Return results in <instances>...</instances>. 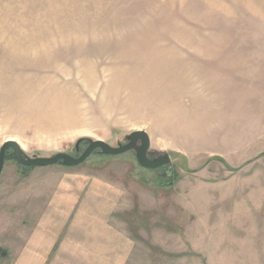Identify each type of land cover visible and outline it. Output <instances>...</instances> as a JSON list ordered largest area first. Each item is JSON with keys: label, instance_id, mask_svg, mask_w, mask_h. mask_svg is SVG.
Wrapping results in <instances>:
<instances>
[{"label": "rangeland", "instance_id": "1", "mask_svg": "<svg viewBox=\"0 0 264 264\" xmlns=\"http://www.w3.org/2000/svg\"><path fill=\"white\" fill-rule=\"evenodd\" d=\"M139 130L164 169L134 152L26 168L9 151L0 264L66 184L121 188L117 217L156 262L264 264V0H0V149L77 156Z\"/></svg>", "mask_w": 264, "mask_h": 264}, {"label": "crops", "instance_id": "2", "mask_svg": "<svg viewBox=\"0 0 264 264\" xmlns=\"http://www.w3.org/2000/svg\"><path fill=\"white\" fill-rule=\"evenodd\" d=\"M95 192L98 188L86 190L78 184L54 188L53 196L47 197V220L29 230L14 264L180 263L178 252L172 251L167 252V263L154 261L144 243L129 233L127 221L117 217L125 211L121 188L113 185ZM220 261L231 264L226 257Z\"/></svg>", "mask_w": 264, "mask_h": 264}, {"label": "water", "instance_id": "3", "mask_svg": "<svg viewBox=\"0 0 264 264\" xmlns=\"http://www.w3.org/2000/svg\"><path fill=\"white\" fill-rule=\"evenodd\" d=\"M126 143H119L113 147L102 140L81 139L75 145L77 156L67 153H59L52 157H29L25 154L21 146L16 141H7L0 149V176L6 160V153L12 150L15 159L26 168L48 167L60 164L66 168H75L85 163L93 153H100L107 156H118L127 152H134L136 160L144 169L156 170L167 166L171 163V159L166 154L157 157H150L151 140L147 132L139 130L131 133L126 137ZM86 143L85 150L81 153V144Z\"/></svg>", "mask_w": 264, "mask_h": 264}, {"label": "flooded vegetation", "instance_id": "4", "mask_svg": "<svg viewBox=\"0 0 264 264\" xmlns=\"http://www.w3.org/2000/svg\"><path fill=\"white\" fill-rule=\"evenodd\" d=\"M125 144V143H124ZM9 151H12V150H8L7 151V153L9 152ZM7 153H6V158H7ZM150 156V155H149ZM150 157H152V156H150ZM5 162H6V160H5ZM165 167V166H164ZM164 167H161V168H159V169H164ZM156 170H158V169H156Z\"/></svg>", "mask_w": 264, "mask_h": 264}, {"label": "trees", "instance_id": "5", "mask_svg": "<svg viewBox=\"0 0 264 264\" xmlns=\"http://www.w3.org/2000/svg\"><path fill=\"white\" fill-rule=\"evenodd\" d=\"M4 253V252H3Z\"/></svg>", "mask_w": 264, "mask_h": 264}]
</instances>
